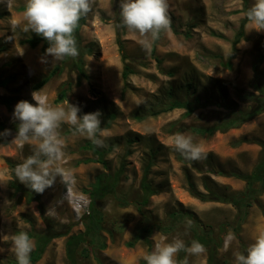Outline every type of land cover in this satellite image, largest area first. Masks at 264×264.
I'll return each mask as SVG.
<instances>
[{
	"label": "rangeland",
	"instance_id": "obj_1",
	"mask_svg": "<svg viewBox=\"0 0 264 264\" xmlns=\"http://www.w3.org/2000/svg\"><path fill=\"white\" fill-rule=\"evenodd\" d=\"M123 2L92 0L80 31L87 77L78 82L77 56L54 60L41 52V44L31 47L24 42L35 34L25 31L27 0H0V96L12 101L10 106L0 102V264L17 261L15 235L47 230L45 217L51 218L53 228L62 234L54 237L41 259L31 264H69L68 238L85 232L89 226L88 217L77 210L79 204L89 206L93 185L99 177L110 179L111 175L118 177L117 195H107L95 205L103 213L99 233L105 247L90 245L84 256L79 253L87 246L83 244L78 248L76 264H147L144 257L157 245L179 239L190 246L192 226L197 221L185 217L173 225L171 216L184 209L208 225L207 231L213 230L215 245L221 239L215 264H236V255H247L257 236L264 234V192L236 232L233 228L237 226L238 210L233 204L204 201L189 190V181H193L205 192L206 184L220 192L244 191L246 180L230 173L250 174L264 159V111L239 127L213 136L196 134L192 129L215 125L229 116L231 110L222 105L223 97L246 109L253 102L241 100L240 94L264 93V60L259 64L262 77L256 79L254 74V65L264 54V30H250L248 21L232 56L234 38L246 16L245 7L251 8L255 0H167L170 27L161 31L157 39L149 35L147 48L145 37L122 25ZM118 37L125 46L126 61L122 60ZM126 63L134 69L127 81L122 75ZM56 66L60 69L36 88ZM187 80L197 86L196 94L211 98L213 103L188 116L182 108L153 115V111L167 104L172 87L178 97L189 95L186 89L178 88ZM61 90L66 95L58 101ZM21 100L33 104L45 100L49 106L65 108L70 103L79 107L80 116L83 110L101 113L105 134L99 137L102 147L73 126L60 125L57 131L63 155L53 167L60 168L62 174L43 193L32 191L16 178L17 166L35 153L39 143L16 138L19 120L14 117V109ZM139 113L146 117L137 119ZM110 114L114 118L106 127ZM178 134L190 136L195 144L202 145L206 158H180L181 153L173 147ZM129 138L136 141L130 144ZM97 150L105 154L100 155ZM153 153L155 162L149 180L160 191L143 207L150 223H155L152 232L143 235L149 237L150 242H146L143 236L136 239L146 226L137 202L143 193L144 167ZM90 158L93 161L87 160ZM100 158L106 163L98 161ZM124 197L128 204L118 200ZM31 240L35 245L36 239ZM204 249L200 255L182 250L174 259L177 264H209L211 249Z\"/></svg>",
	"mask_w": 264,
	"mask_h": 264
},
{
	"label": "clouds",
	"instance_id": "obj_2",
	"mask_svg": "<svg viewBox=\"0 0 264 264\" xmlns=\"http://www.w3.org/2000/svg\"><path fill=\"white\" fill-rule=\"evenodd\" d=\"M91 3L92 0H27L25 31L34 32L48 42L46 54L52 59L75 58L79 53L73 34L81 16L91 10ZM167 10V0H124L121 4L122 23L130 31L145 37L143 43L147 48L149 35L154 40L161 31L169 29ZM247 19L251 24L250 30H264V0H255L247 12ZM79 112V107L70 103L67 108L49 106L45 100L36 101L35 104L21 100L16 104L14 117L19 120L16 138L24 142L39 141L35 153L16 168V178L32 191L43 193L62 174L60 168L53 167L63 155V145L57 131L62 123L73 126L97 146H103V140L99 138L105 135L101 129V113L97 111L80 116ZM173 147L185 159L200 161L206 158L203 146L195 144L190 136L176 135ZM13 245L18 264H31L30 253L34 243L29 235L26 232L15 235ZM182 250L200 255L205 249L198 241L193 240L190 246H186L177 239L172 243L157 245L144 259L147 264H177L174 257ZM236 264H264V234L257 236L247 249V255H236Z\"/></svg>",
	"mask_w": 264,
	"mask_h": 264
},
{
	"label": "trees",
	"instance_id": "obj_3",
	"mask_svg": "<svg viewBox=\"0 0 264 264\" xmlns=\"http://www.w3.org/2000/svg\"><path fill=\"white\" fill-rule=\"evenodd\" d=\"M250 9V7H245L246 10V16L241 22V25L239 27V30L234 38L233 41V53L232 56L235 55V52L237 50V44L240 42L241 38L244 36V28L246 23L248 22L247 19V12ZM86 23V15H82L78 25L74 31V38L76 41V46L78 49V56L76 58V66L79 71V78L78 82L81 81L82 77H87V74L85 72L84 68V49L80 45L81 38H80V31L82 26ZM123 25V24H122ZM124 26V25H123ZM119 41V47L121 51V57L123 61H126L128 58V55L125 51V46L123 42L121 41V37H118ZM25 43L29 44L31 47H37L41 44V52L45 53L46 49L48 48L49 44L48 42L41 36L34 34L33 36L27 38L24 40ZM70 57H67L65 59H69ZM264 60V54L260 55L259 61L255 63L254 65V74L256 79H260L262 76L261 70L259 68V64L261 61ZM60 69V66H56L54 69H52L45 77H43L38 84H36V88L42 87L44 84H46L49 79ZM134 73V69L129 65L125 64L124 71H123V78L125 81L128 80L129 76ZM169 74H173V72H169ZM2 83V82H1ZM4 83V81H3ZM257 87V85L255 84ZM180 89H186L189 93L187 97H178L176 92H174V87L170 89L169 93V101L166 105H164L160 110L153 111V115H156L157 113H160L162 111H170L176 108H182L185 109L186 115H191L195 112L198 108H205L213 103L211 98L203 99L199 94H196L197 92V86L194 84L192 80H187L185 82H182L180 86H178ZM66 95L65 90H61L58 95V101H61ZM241 100L244 101H251L253 102V105L249 106L248 108L244 109L241 108L240 105L235 102L231 101L228 102L225 97L221 99L222 105L230 109L229 116L226 119L218 121L215 125L212 126H194L192 129L196 134H200L203 136H213L216 132H224L230 128L239 127L241 124H243L245 121H248L255 116H257L259 113L264 111V93L258 94H248V93H242L239 95ZM0 102H3L7 104L8 106L11 105L12 101L10 98L2 97L0 96ZM82 114H86V112L83 110ZM137 119H142L143 117H146V115H142L141 113L136 114ZM114 118L113 114H110L108 117V121H106V127H108L111 123V120ZM133 141H136V139L129 138L128 142L131 144ZM243 139L240 140L242 142ZM264 147V142H261ZM97 152L100 155H104L105 153L98 151ZM180 158H184L182 154H180ZM155 155L152 154L150 160L144 167V173L141 180V188L143 190L141 199L137 202L138 203V210L143 213L144 220L146 221V226L143 227V230H140L139 234L137 235L136 239L141 238L143 235H149L152 232V229L155 227V223H150L149 215H146V212L143 211V207L149 202V199L152 195L158 194L160 190L156 189L152 183L151 180H149V174L150 169L154 164ZM88 161H93L91 158L87 159ZM104 164L106 163L103 158H100V160ZM213 172H220L217 170H212ZM230 175L235 176L237 178H241L246 180L247 186L244 191H237V192H220L216 191L214 189H211L208 184H206V192L199 190L193 181H189V190L190 192L198 197L201 200L204 201H222L233 204L236 209L238 210V214L236 217L237 226H234V231L238 232L241 224L246 219V216L249 212L250 207L253 206L255 203H259L258 197L261 195V193L264 192V159L260 161L253 169V171L250 174H245L242 172H232ZM117 175L110 176V179L99 177L96 183L93 185V188L89 192L90 196V212L88 214H85L86 217L89 219V226L85 232L73 234L68 238L67 241V254L69 259V264H76V254L78 253V248L81 247L83 244L87 245L86 247H82L79 251L80 254L87 255L89 253L88 246L90 245H99L101 248L105 247L104 241H101V235L99 231L102 229V217L103 213L101 211H98L95 209V205L98 200L103 199L105 196L113 194L117 195ZM13 185V183H12ZM15 185V183H14ZM124 199V200H123ZM118 198V200L122 204H128V200L126 197L124 198ZM32 198L29 197L28 201H31ZM148 213V212H147ZM172 219H173V225L178 223L179 221H182L185 217L192 218L197 221V224H193V237L190 241H198L203 246H208L211 251L209 255V264H215L216 262V247L219 246L222 241L221 239L219 242H216L215 245V238L212 237L213 230L207 231L208 225L204 224L200 219H198L195 214L187 209L184 210H178L172 213ZM47 224V230L43 233H37V232H26L30 239L35 238V245L30 253V261L31 263H36L39 259H41L46 247L51 242V240L59 236V231L55 230L51 224V218L45 217L44 218ZM178 221V222H177ZM224 226V224L221 225V228ZM144 240L146 242L149 241V237L143 236ZM130 245H133V242L129 243ZM211 245L212 248H211ZM151 254V250H150ZM11 264H18V261H11Z\"/></svg>",
	"mask_w": 264,
	"mask_h": 264
},
{
	"label": "built area",
	"instance_id": "obj_4",
	"mask_svg": "<svg viewBox=\"0 0 264 264\" xmlns=\"http://www.w3.org/2000/svg\"><path fill=\"white\" fill-rule=\"evenodd\" d=\"M85 206H82V204H79V208L77 210H79L81 212V214H87L89 213V206L87 204H84ZM79 212V213H80Z\"/></svg>",
	"mask_w": 264,
	"mask_h": 264
}]
</instances>
